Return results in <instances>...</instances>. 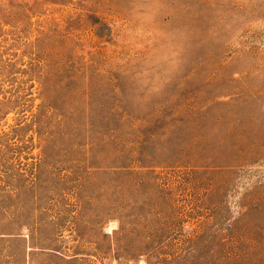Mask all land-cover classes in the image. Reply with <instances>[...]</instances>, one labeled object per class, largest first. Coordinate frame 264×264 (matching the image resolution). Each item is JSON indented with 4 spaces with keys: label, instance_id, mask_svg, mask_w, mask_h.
<instances>
[{
    "label": "rangeland",
    "instance_id": "obj_1",
    "mask_svg": "<svg viewBox=\"0 0 264 264\" xmlns=\"http://www.w3.org/2000/svg\"><path fill=\"white\" fill-rule=\"evenodd\" d=\"M0 264H264V0H0Z\"/></svg>",
    "mask_w": 264,
    "mask_h": 264
}]
</instances>
